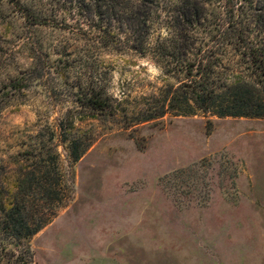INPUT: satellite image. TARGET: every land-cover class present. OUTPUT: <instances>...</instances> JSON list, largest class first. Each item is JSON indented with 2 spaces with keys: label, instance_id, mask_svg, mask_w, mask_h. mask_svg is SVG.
Segmentation results:
<instances>
[{
  "label": "rangeland",
  "instance_id": "obj_1",
  "mask_svg": "<svg viewBox=\"0 0 264 264\" xmlns=\"http://www.w3.org/2000/svg\"><path fill=\"white\" fill-rule=\"evenodd\" d=\"M196 1L199 24L181 33L184 0H110L105 14L129 12L105 17V32L88 0H22L41 22L0 0V198L34 220L55 212L19 243L1 236L0 264H29L28 248L32 264H264V119L131 117L181 92L191 62L262 94L246 45L222 32L243 24L264 50V0ZM93 89L115 115L83 107ZM61 119L87 136L77 163ZM54 167L62 205L43 187Z\"/></svg>",
  "mask_w": 264,
  "mask_h": 264
},
{
  "label": "trees",
  "instance_id": "obj_2",
  "mask_svg": "<svg viewBox=\"0 0 264 264\" xmlns=\"http://www.w3.org/2000/svg\"><path fill=\"white\" fill-rule=\"evenodd\" d=\"M108 1L110 0H88L90 9H92L94 17L97 19L101 32H105V23H107L105 17L111 21L113 18L110 16L113 13L122 15L129 12L128 8H120L119 4L116 3L114 6L110 4L108 8H112L111 11L109 15L105 14V11L107 12L105 3ZM184 1H186L184 8L176 11L180 23L176 28L180 29L181 33L187 31L189 27L199 24L198 21L200 19L198 13L199 3L196 0ZM11 3L18 7L23 15L41 22L40 14H36L22 0H11ZM116 7H118V12L114 11ZM181 21L186 24H181ZM223 29L224 31L220 30V32L223 31V37L229 38L231 41L235 40L238 44L246 45L243 48L245 50H242V56L247 59L253 68L256 86L260 88L262 94L249 84L233 81L232 76L218 77L211 67L200 68V65H197L196 62H191L186 65L185 77L187 83L183 90L178 93L168 91L166 94L162 93L163 96H151L147 98L148 104L145 105V108L137 114H132L131 117L135 118L133 123L152 121L164 117L167 113H173L175 116H190L197 110H201L204 113H212L220 118L244 117L264 119V50H255L249 46L246 40V35L249 39V29L243 24H229L228 27ZM142 55L147 54L142 52ZM169 75L174 76V74ZM19 82L11 84V89L21 91L23 82ZM114 102L106 89L105 91L93 89L90 94L84 96L82 104L83 107L92 110L94 113L105 112L115 115L117 111ZM65 122L64 119H61L58 126L60 137L63 142L69 143L71 159L74 163H77L88 147L85 140L87 136L80 133V130L75 127V122L70 121L67 125ZM57 171V168L54 167L56 179L52 180L50 174H46L43 177V187L46 191L54 187L56 189V193H54L56 196L55 201H57L58 205H62L65 199H63V195L59 196L62 194V185L61 176ZM12 205L11 201L0 198V237L10 235L11 239L16 243H19L24 238L36 235L55 216L54 212L48 218L42 216L39 220H34L35 217L33 215L26 216V205L21 207L17 204ZM28 253L30 258L29 264H32V252L30 248H28Z\"/></svg>",
  "mask_w": 264,
  "mask_h": 264
}]
</instances>
